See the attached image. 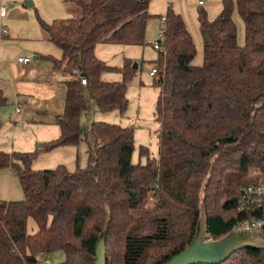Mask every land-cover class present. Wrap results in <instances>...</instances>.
<instances>
[{
    "label": "trees",
    "instance_id": "1",
    "mask_svg": "<svg viewBox=\"0 0 264 264\" xmlns=\"http://www.w3.org/2000/svg\"><path fill=\"white\" fill-rule=\"evenodd\" d=\"M65 1L76 3L82 15L39 19L63 51L55 65L75 78L67 82L65 109L56 116L59 138L32 152L0 149V169L10 168L24 191L23 200H0V264H40L39 254L59 250L66 259L55 264H94L109 215L108 264H165L193 241L203 203L212 239L246 219L264 220V205L242 208L239 191L252 171L262 178L250 183H264V0H223L214 20L200 9L202 65L194 64L197 43L185 17L169 5L153 61L160 157L142 146L145 163L132 161V128L94 122L88 132L81 119L89 108L87 92L100 110L126 112L133 62L109 66L95 48L147 44L148 24L156 17L151 0ZM236 13L244 23L243 44ZM109 70L121 72L124 81L103 80ZM83 141L86 167H33L40 151ZM220 264H264V249L244 248Z\"/></svg>",
    "mask_w": 264,
    "mask_h": 264
},
{
    "label": "rangeland",
    "instance_id": "2",
    "mask_svg": "<svg viewBox=\"0 0 264 264\" xmlns=\"http://www.w3.org/2000/svg\"><path fill=\"white\" fill-rule=\"evenodd\" d=\"M29 1L33 3L36 0H14L13 3H20L26 6ZM39 1V0H37ZM169 0H151L149 11L152 15H156L149 22L147 29V44L145 45H123V44H109L100 43L96 45V55L104 60L109 66L112 67H124L126 63L133 62L132 75L127 81V97H128V108L126 112L122 113L119 109L102 111L97 106L95 100L91 94L87 92L89 99V108L82 115L81 125L85 131H90L94 122H107L118 124L123 127H129L134 130L135 133V150L132 161L134 163L147 161L145 156H141V147L145 146L149 148L151 157H160V133H161V122L157 118V103L160 95V88L154 84V77L151 72L154 68L153 61L158 57V50L154 48V44L161 38V30L165 28V23L162 21V16H166L167 5ZM173 5L182 4L183 0H172ZM66 3L60 1V10H58V16H55L48 20V22L59 19L77 18L82 15L81 8L76 3ZM29 5V4H28ZM40 6L41 1H40ZM71 6L78 10V15L74 12L69 11L67 8ZM32 12H36L35 8L28 7ZM65 10L71 13L70 15L64 12ZM237 10V9H236ZM40 16L42 15L39 9ZM67 15V16H64ZM161 16V17H158ZM47 17V15H46ZM61 17V18H60ZM239 14L236 13V18ZM41 18H44L42 15ZM240 18V17H239ZM239 23V42L244 43L245 33L240 18ZM45 33V31H43ZM242 33L244 36L242 42ZM195 37V36H194ZM21 39L24 37L21 36ZM201 54V51H200ZM198 55V54H197ZM196 55V56H197ZM196 59V57H195ZM194 59V60H195ZM128 62V63H129ZM137 65V67H135ZM63 76H66L65 81L72 80V73L61 70ZM68 79V80H67ZM102 79L105 81H124V75L119 71H105L102 74ZM61 88L66 93V86L64 80H61ZM35 92V91H34ZM36 95L31 98H26V112L30 108L35 115L36 111H43L45 117H51L52 122L49 124H40L36 119L30 117L27 113H22L21 118L28 120V123L22 125L15 113V110L11 106H0V149L8 152H32L38 149V147L51 140L60 137L61 130L54 119L65 109V94L59 95L57 102L46 96L45 98L37 97ZM45 100L40 105V101ZM25 107V106H24ZM61 111V112H58ZM58 113V114H57ZM57 114V115H56ZM44 115H42L44 117ZM22 120V119H20ZM88 144L83 141L78 146L68 145L65 147L58 148L54 151H40L37 158L33 162L35 169H52L56 168L61 164H65L69 169H76L77 165L80 167H86L88 165ZM48 152V153H46ZM261 175L256 171H252L247 175L243 176L244 183H250L253 181L258 182ZM262 178V177H261ZM235 185V183H233ZM30 232L36 229L33 220H30ZM38 259L40 264H55L61 263L66 259L64 251H55L47 254H39Z\"/></svg>",
    "mask_w": 264,
    "mask_h": 264
},
{
    "label": "crops",
    "instance_id": "3",
    "mask_svg": "<svg viewBox=\"0 0 264 264\" xmlns=\"http://www.w3.org/2000/svg\"><path fill=\"white\" fill-rule=\"evenodd\" d=\"M13 1L14 0H0V106L13 107L19 119L18 122L22 125L28 123V120L25 119L27 117L21 118L24 110L25 113L33 119H36L40 124H49L52 122V118L45 117L41 109L36 111L35 115L30 112L32 111L31 108L30 111L28 110L26 112L27 104L24 103V101L26 98L29 99L36 95L35 98L40 97L43 99L49 96L57 102L58 96L63 94H65L66 101L68 81H65L66 76H63L64 74L60 73V71L64 70L65 73L69 71L62 66H56L54 62L55 59L62 60L63 51L59 46L48 39L46 32H43L44 30L39 18L43 15L45 21L48 22L51 18L58 16L60 1L66 3L68 1L36 0L33 5L26 4V6H22V4L16 2L13 3ZM40 1L42 4L41 6L39 5ZM183 2V5L180 3L173 5L172 0H169L167 10L171 4L177 13L185 17L188 27L195 36L197 43L198 55L194 60V64L202 65L204 61V49L200 32V9L204 8L208 14V18L214 20L223 10V0H204L203 3H200V0H183ZM68 3L71 4L74 2ZM36 5L39 6L42 13L41 16L38 8H36L35 13L28 8H35ZM2 7L6 8L5 12H3ZM67 9L77 15L79 13L77 9L71 6H68ZM69 11L65 10L64 12H68L67 15H70L71 13H69ZM163 18H165V16L162 17V21L164 22ZM54 19L56 20L59 18ZM237 20L240 21V18L238 17ZM241 23L244 31L242 19ZM162 31L164 30L162 29L161 33ZM21 36L24 38L21 39ZM243 39L244 36L242 42ZM104 43L119 44L110 42ZM23 56H30L31 60L29 62L18 60L19 57ZM72 77L73 79L75 78L73 73ZM62 78L66 86V93L61 88ZM44 102L45 100H41L40 105ZM17 103L21 104V110L19 112H17L15 106ZM42 115H44V117ZM54 121L56 123V119H54ZM1 127L0 123V132L2 129ZM23 199L24 191L19 177L16 176L10 168L0 169V200L20 201Z\"/></svg>",
    "mask_w": 264,
    "mask_h": 264
},
{
    "label": "water",
    "instance_id": "4",
    "mask_svg": "<svg viewBox=\"0 0 264 264\" xmlns=\"http://www.w3.org/2000/svg\"><path fill=\"white\" fill-rule=\"evenodd\" d=\"M28 4L33 5L34 3L29 1ZM110 221L111 216L109 215L106 227L96 244L94 264H108L106 240ZM210 236L207 210L203 203L201 218L193 241L165 264H220L233 253L244 248L264 249V231L234 230L218 240Z\"/></svg>",
    "mask_w": 264,
    "mask_h": 264
},
{
    "label": "built area",
    "instance_id": "5",
    "mask_svg": "<svg viewBox=\"0 0 264 264\" xmlns=\"http://www.w3.org/2000/svg\"><path fill=\"white\" fill-rule=\"evenodd\" d=\"M204 0H200V3H203ZM3 12H5L6 8L2 7ZM165 21V18H163ZM165 38L164 31L161 33L160 41H157L154 46L156 49H158ZM162 41V42H161ZM18 60L23 62H29L31 60L30 56H23L19 57ZM151 75L153 77L158 76V71L154 67ZM82 83L86 84L87 79L83 78ZM17 112L21 110V104L17 103L15 104ZM240 195H241V203L242 208H247L248 210H251L253 208H260L264 205V183H249L243 185L240 189ZM234 230H246V231H264V220L260 218H249L242 222H240Z\"/></svg>",
    "mask_w": 264,
    "mask_h": 264
}]
</instances>
